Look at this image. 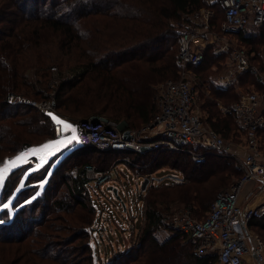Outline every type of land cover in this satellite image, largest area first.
Masks as SVG:
<instances>
[{
  "label": "trees",
  "instance_id": "1",
  "mask_svg": "<svg viewBox=\"0 0 264 264\" xmlns=\"http://www.w3.org/2000/svg\"><path fill=\"white\" fill-rule=\"evenodd\" d=\"M201 5L202 0H0V15L10 10L18 13L13 15L16 20L12 26L0 31V154L10 147L16 150L9 158H2L0 169L4 168L6 160H12L29 145L23 141L29 122L24 124L16 119L28 112H23L24 106L11 105L10 97L38 99L45 96L46 82L39 79L42 75L47 77L48 73H42L45 68L58 65L61 54L66 56V63L77 66L72 69L73 81L66 87L63 83L60 91L75 89L94 77L104 94L90 103L87 111L113 116L115 122L123 120L126 129L130 130L148 125L159 111L157 85L178 77V39L186 29L187 16ZM212 7L214 23L219 25L223 19L222 9L218 2ZM239 40L255 54L253 61L264 63L259 51L264 46V26L256 33L241 35ZM219 61L207 52L204 63L196 69V80L198 88L204 86L206 89L200 105L206 115L205 122L223 139L229 140L232 134L236 135L233 115L223 114L220 107H230L237 93L235 87L227 90L215 87L212 77L217 71L212 67ZM61 94L59 92L57 96ZM40 118L49 124L50 138L38 145L54 138L51 120L44 114H40ZM89 154L114 158V163H125L131 173L150 179L142 196L141 219L133 224L127 214L124 219L131 223L127 234L120 225L124 241L119 246L121 250L108 255L110 250L104 248L107 257L100 261V242L96 240L90 245L88 238L69 252L59 254L55 251L58 246L52 245L51 240L39 249L29 243L16 246L5 243L0 246V264H216L215 258L196 257L188 236L165 226L162 213L173 205H180L188 207L199 220L205 218L216 194L228 189L242 176L234 157L213 151L206 154L203 164H195L188 153L176 151L102 152L94 148L72 147L66 156L54 158L44 173L53 180L68 162ZM126 157L128 161H125ZM87 164L91 162H83L82 168L74 175L61 174L59 179L74 204L82 207L88 202L92 212L99 216L101 210H95L94 199L89 197V193L96 190L90 186L82 170ZM105 164H98L102 166L98 170L110 166L107 162ZM26 168L7 169L8 178L0 185V206L9 203L8 208L0 210V220L5 221L0 225V233L6 234L9 228L21 223L22 213L28 208L38 210L45 199L43 190L29 188L28 182L38 177H33L34 173L26 174ZM162 169L177 173L181 182L165 185L166 180H159L155 184L154 175ZM22 181V190L18 191L17 183ZM248 229L264 242V217L251 221ZM84 230H81L83 236L88 237ZM162 230L169 235L160 239ZM58 231L57 228L51 230L52 233ZM72 233L67 234L69 238L76 234ZM128 237L131 242L126 244ZM78 248L83 251L81 255L74 250Z\"/></svg>",
  "mask_w": 264,
  "mask_h": 264
},
{
  "label": "built area",
  "instance_id": "2",
  "mask_svg": "<svg viewBox=\"0 0 264 264\" xmlns=\"http://www.w3.org/2000/svg\"><path fill=\"white\" fill-rule=\"evenodd\" d=\"M216 2L223 13L219 25L214 23L212 5ZM188 19L186 29L178 39V77L159 86V111L145 128L155 130L152 136H137L133 130L123 128L118 122L105 117L93 116L77 123L72 122L65 117H57L47 106L45 114L51 113L72 125V128H65L64 124L54 121L56 136L51 146L35 155L28 152L18 160L17 165L35 164L51 150H64L72 146L94 148L102 152H137L143 147H150L153 150L188 153L195 164H203L208 152L228 154L237 160L242 176L228 189L216 194L205 218H195L188 207L177 210L172 206L162 213V220L165 226L188 236L196 257H213L217 260L216 264H246V256L252 253L257 264H264V242L258 235L248 231L251 221L264 217V67L250 64L249 54L239 40L241 35L256 33L264 26V0H202L201 7L190 13ZM209 48H213L215 57L228 58L224 73L215 81L218 89L232 87L236 82L235 76L251 74L255 77L252 91L241 93L230 107H220L223 114L233 115L238 137L234 145L211 129L195 110L199 96L192 84L195 79L192 72L202 66L205 61L204 50ZM73 128L76 139L69 142ZM127 130L130 132L129 140L123 137ZM55 141L63 143L57 144ZM125 161H128L127 157ZM6 162L7 168L4 169L11 170L12 163ZM125 170H128L125 163H114L108 170H98L91 164L83 167V173L92 187L102 194H108L112 202H117L120 195L134 193L128 192L124 184L118 187L108 183L112 171L128 179L129 174ZM161 171L165 173L166 169ZM133 176L141 187L145 178L136 174ZM170 176L172 178L165 179V185L170 181L176 184L181 182L177 173H170ZM247 186H251L248 195L245 194ZM139 198L142 201V196ZM113 207L118 210L114 204ZM95 210L99 208L95 207ZM128 214L131 222L136 224L138 216L131 211ZM117 224L121 225L125 233L131 225L127 219ZM107 227L105 223V233Z\"/></svg>",
  "mask_w": 264,
  "mask_h": 264
},
{
  "label": "rangeland",
  "instance_id": "3",
  "mask_svg": "<svg viewBox=\"0 0 264 264\" xmlns=\"http://www.w3.org/2000/svg\"><path fill=\"white\" fill-rule=\"evenodd\" d=\"M17 14L18 13L16 10H10L7 13L1 14L0 21L2 23L0 24V31L5 30L6 28H10L12 26V23L16 20V18L13 15H17ZM188 17L189 16H187V18ZM20 18H23L22 14H20ZM241 44L244 46V48L247 50L249 54L248 56L250 58V64L259 67H264V63H260L259 61L256 60L253 61L255 54L252 53L246 45H244L243 43ZM212 50L213 48L204 50V55H206L207 52L213 54ZM259 51L261 52L260 53L261 60H264V46H261ZM213 56L215 55L213 54ZM217 58L220 60L219 64L214 65L212 67L213 71H217V74H215V76L212 77V81L214 85H215V81L219 78V76H221V74L224 73L223 68H225L228 63L227 56H220ZM61 61L63 62V65H61ZM66 61H67L66 56L61 54V59L58 60V65L56 64V65H52L51 68H45L44 71L42 72L44 74L48 73L47 77H43L42 75V77L39 79L40 81L46 82L47 88H46L45 96L42 95L38 99L13 96L10 97L9 99V103L11 105L18 104L24 106L25 108L23 109V112H28L26 116H19L16 118L17 120H20L24 124L27 122H29L30 124V126L25 129V133H23V141H26L29 145L24 147L22 152L27 149L40 148L44 144L46 143L50 144L55 140L56 129H55L54 120H52L50 116L44 113L45 111L44 109L47 106L48 107L50 106L49 107L50 110L53 111L54 115H56L57 117H61L62 119L65 117L66 119L72 122L74 121L76 123L81 120L89 119L93 116L105 117L111 120L112 118H114L113 116H107L100 113H90L89 111H87L89 108L88 107L89 104L96 102V100L100 98L99 95L104 94L103 91L99 90L100 88L99 81L95 80L94 77L92 78L90 77L88 81H86L83 84H79L75 89L70 90V88L68 89L64 88L63 92L60 91V87L63 83L64 86L66 87V84H69L71 81H73L74 74H72L73 73L72 69L76 68L77 66L74 64H68L66 63ZM192 73H194L195 75V79L192 80V84L195 85V89H197L199 96L195 110L202 115V118L205 121L206 115L201 110L200 105L203 102L202 94L206 95V89L204 86L203 87L199 86L198 88L197 86L198 80H196L198 77V73L196 70H194ZM244 75H247L249 78L247 76L245 77ZM235 78H236V82L232 85V87H235V92L237 93V97L241 93L252 91L255 84L254 75L243 74L237 77L235 76ZM162 83L163 82L157 85L156 87L157 90L159 89V86ZM27 84H31V83L28 82ZM59 92H61L62 94L57 96ZM235 100L231 101V104ZM40 114L42 115L44 114L53 123L54 138L44 144L38 145L50 138L49 135L50 126L48 123L46 125V123L41 120ZM118 124L122 125L123 128L124 127L127 128L126 123L123 120L121 122H118ZM146 127L147 125L145 126L143 125L137 129L133 128L132 130L136 133L137 136L140 137L152 136L155 130L149 131L145 129ZM39 133H41V135H39ZM237 139L238 137L236 138V135L232 134L229 140L226 141L234 145L237 142ZM262 141L264 146V134L262 136ZM72 147H69L64 150H56V151L51 150L52 152H48L47 155H45L41 160L37 161L35 164L22 163L21 166L17 165L18 160H16L15 158L19 154L16 157H14L12 160L11 159L7 160L11 163L13 161L15 162V164L12 163L13 167H11V169H13L14 171L20 168L27 167L26 174L34 173L33 177H38V179H35V181L28 182V184L31 185V187L29 188H34V189L40 188L41 190H43L45 192L44 195L45 199L42 200V206H40L38 210H31L30 208L26 209V211L22 213L24 215L20 217V219H22L21 223H17L16 225H14L13 226L14 228H9L10 230H7L6 234H3V232L0 233V246L5 243L14 246L19 244L23 245L29 243L30 245L34 246V248L37 247V249H39L46 242L51 240L52 245L58 246L55 248V251L59 254L66 252V250L69 252L71 248H75L76 246L83 244L88 238V242L90 245L95 244L96 240L100 242L99 244L101 251L100 254H98L100 261L105 260L107 257L106 254H104L103 252L104 248L110 250L109 252H107V254L108 253L110 254V252L115 253L116 251L118 252L119 250H121L119 246H122L124 244V241L122 237V230L120 229V225L117 224V222L122 223L123 219L126 217V212L128 214L129 211L133 212L135 215L138 216V218L141 219V216L143 214V209H142L143 202L140 200L139 197L143 196L145 193H142V189L140 185L135 179H133L134 176L130 171L125 170V172L129 174L128 179H126L122 174L117 175L115 171H112L111 179L109 180L108 183L115 184L118 187H121V184H124L128 192L133 191L134 193H130L129 196L120 195V198L119 200H117V202H112L108 194H102L98 190L91 191V193H89V197L90 200L94 199L95 205L99 208V210H101L99 216L95 215L92 212L90 207L91 204H89L88 202H86L82 207L74 204L68 198L64 186L62 185V181L59 179V176H61V174L70 175V176L74 175L80 168H82L80 167V165H82L83 162H91V164H93L97 169H99L102 166L98 164L102 162H104L105 164V162H107V164L110 165L109 167H111L116 159L114 158L111 159L106 156L101 157L97 154H92V155L89 154V156H86L82 159L68 162V165L65 166L64 170L60 172V175H58V177L54 178L53 180H49L48 176H46L44 173L46 166L54 158H61L62 156H66L70 148ZM13 148L14 147L7 148L4 153H1L0 161L4 157L9 158L10 155H12L14 151H16ZM5 163L6 161L4 162V166ZM109 167L106 170H108ZM168 175H170L169 171L165 173H162L160 171L157 172L154 175L155 184H157V182L161 180L163 177ZM7 178H8L7 169H4L2 173V178H0V185H3L4 181ZM169 183H171V181ZM90 186L93 185L90 184ZM22 187H23V181L17 183L16 189L18 191H21ZM33 190L31 191L33 192ZM54 201L59 202V204L57 203L55 204ZM6 204L9 206V203ZM113 204L118 208V210H116L113 207ZM122 204L126 207L127 209L126 211H124ZM63 206L65 207L63 208ZM2 207L3 206H0V210L2 209ZM172 208H177V210L184 209V207L180 205H173ZM95 219L96 221L94 222V224H91V222H93ZM103 222L104 224L106 223L108 225L107 227L108 231L106 232L107 234L103 229L104 226ZM54 228H57L59 231L57 233H52L51 230L52 229L54 230ZM83 229H85L84 232L88 234V237L83 236V233L81 231ZM93 230H97V231L93 232ZM95 232L96 234H94ZM70 233H72L71 235H73L74 233L76 234L73 235L71 238H69L67 234ZM113 233H115V235ZM123 233L125 232L123 231ZM133 234L135 236L136 233L133 232ZM168 235L169 233L167 231L162 230L159 234V238L162 239ZM19 237L21 238L15 240L16 238ZM1 240H8V241L5 242ZM20 240L21 243H19ZM71 241L73 243L69 244V242ZM129 241L131 242V239L128 237V239L126 240V244H128ZM74 250H78L80 252L79 253L80 255L83 252L81 248ZM77 258L79 257H76V259Z\"/></svg>",
  "mask_w": 264,
  "mask_h": 264
},
{
  "label": "snow or ice",
  "instance_id": "4",
  "mask_svg": "<svg viewBox=\"0 0 264 264\" xmlns=\"http://www.w3.org/2000/svg\"><path fill=\"white\" fill-rule=\"evenodd\" d=\"M48 115L52 118V120L56 121L57 124H64L65 128H72V125L66 124L64 121L58 119L56 116L52 115L51 113H49ZM74 133H75V129L73 128V135L69 138V142L76 139V136L74 135ZM54 143L62 144L63 142L62 141H55ZM50 146H51L50 144L46 143L43 146H41L40 148H33V149L26 150L25 152H21L15 159L21 160L24 156H26L28 154V152H31L33 155H35L36 152L42 151L43 149H47ZM7 163L8 162L5 163V166H4L5 168H7ZM12 163H14V161ZM3 171H4V169H0V178H2ZM3 207L8 208V205L5 204ZM3 223H5V221L0 220V225H2Z\"/></svg>",
  "mask_w": 264,
  "mask_h": 264
},
{
  "label": "water",
  "instance_id": "5",
  "mask_svg": "<svg viewBox=\"0 0 264 264\" xmlns=\"http://www.w3.org/2000/svg\"><path fill=\"white\" fill-rule=\"evenodd\" d=\"M123 137L125 140H129L130 139V132L127 130L123 133ZM147 149H151L150 147H143L141 148V150H147ZM168 178H172V176L168 175V176H165L163 177L160 181L162 180H165V179H168ZM149 181L150 179L149 178H145L144 181L142 182V185H141V189L142 191H145L146 190V187L147 185L149 184ZM122 207H124V205L122 204Z\"/></svg>",
  "mask_w": 264,
  "mask_h": 264
},
{
  "label": "crops",
  "instance_id": "6",
  "mask_svg": "<svg viewBox=\"0 0 264 264\" xmlns=\"http://www.w3.org/2000/svg\"><path fill=\"white\" fill-rule=\"evenodd\" d=\"M250 187L251 186H247V188L245 189V194H249V190H250ZM248 231H250V233L252 234V235H258V234H256L254 231H252V230H250V229H248ZM259 236V235H258ZM253 243V242H252ZM252 243H250V245L252 246L253 244ZM245 263L246 264H257L256 263V261H255V257L253 256V254L252 253H250V255H247L246 256V258H245Z\"/></svg>",
  "mask_w": 264,
  "mask_h": 264
}]
</instances>
